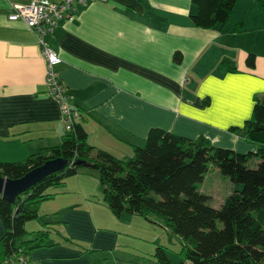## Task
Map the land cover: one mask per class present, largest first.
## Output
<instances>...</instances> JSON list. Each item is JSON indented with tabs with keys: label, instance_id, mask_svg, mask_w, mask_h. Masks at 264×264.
<instances>
[{
	"label": "crops",
	"instance_id": "0c3cea01",
	"mask_svg": "<svg viewBox=\"0 0 264 264\" xmlns=\"http://www.w3.org/2000/svg\"><path fill=\"white\" fill-rule=\"evenodd\" d=\"M34 1L0 0L2 162L25 160L61 145L65 136L61 106L45 84L38 36L24 22L9 19L12 5ZM196 13L191 0L94 2L81 7L75 21H61L44 36L62 60L57 71L69 105L83 115L78 121L90 144L130 159L134 147L144 146L149 131L158 128L192 140L207 138L238 153L256 152L245 140L244 124L252 117L255 94L264 93V8L257 0H237L229 22L212 29L196 27L191 18ZM176 52L181 63L174 60ZM250 54L254 67L246 63ZM225 59L235 72L222 66ZM232 127L240 130L231 132ZM88 176L97 182L94 173L82 170L51 192L56 208H45L48 219L28 230L51 223L66 239L91 249L85 252L53 231L49 243L57 245L34 250L31 263L151 264L141 258L150 254L130 249L120 238L147 221L115 217L96 194H103L102 186L90 191ZM4 233L0 219V240ZM123 247L133 255L122 253Z\"/></svg>",
	"mask_w": 264,
	"mask_h": 264
},
{
	"label": "trees",
	"instance_id": "16d2710c",
	"mask_svg": "<svg viewBox=\"0 0 264 264\" xmlns=\"http://www.w3.org/2000/svg\"><path fill=\"white\" fill-rule=\"evenodd\" d=\"M257 1L264 8V0ZM191 2L197 8L191 16L193 24L212 29L229 22L237 0ZM182 57L180 52L174 54L176 63H181ZM255 60L250 54L246 63L254 67ZM222 66L236 71L229 59ZM253 101L252 117L244 128L245 140L257 147L256 152L238 153L214 146L207 138L192 140L154 128L144 146H135L127 161L90 144L82 121H78L83 117L78 110L80 117L65 132L61 145L43 148L22 161H0V176L11 180L22 178L48 160L67 163L13 203L0 195V219L5 230L0 240V264H12L9 262L19 256L31 262L29 255L34 250L57 245L49 243L53 231L80 246L51 223H44L36 232H30L27 224L39 219L41 205L55 195L49 192L52 187L64 186L82 170L97 172L103 189L101 203L115 217L134 215L178 238L180 264H264V93L255 94ZM255 157L259 159L257 167L249 168ZM210 165L242 186L220 208L209 206V196L200 191ZM28 236L32 238L26 239ZM168 251L165 245L155 244L153 255L141 258L153 264H173Z\"/></svg>",
	"mask_w": 264,
	"mask_h": 264
},
{
	"label": "built area",
	"instance_id": "2783aa9c",
	"mask_svg": "<svg viewBox=\"0 0 264 264\" xmlns=\"http://www.w3.org/2000/svg\"><path fill=\"white\" fill-rule=\"evenodd\" d=\"M108 0H61L50 2L46 0H36L28 5L14 4L11 6L9 19L12 21L20 20L32 30L37 36L42 48V55L46 63L45 84L50 94L61 106L62 123L64 132L73 128L75 120L80 117L77 109L69 105L68 89L62 81L57 67L62 63L59 55L44 43V36L53 33L61 21H75L79 9L89 3H105ZM12 264H32L23 256H19Z\"/></svg>",
	"mask_w": 264,
	"mask_h": 264
},
{
	"label": "rangeland",
	"instance_id": "374dc122",
	"mask_svg": "<svg viewBox=\"0 0 264 264\" xmlns=\"http://www.w3.org/2000/svg\"><path fill=\"white\" fill-rule=\"evenodd\" d=\"M69 94V92H68ZM70 97V96H69ZM63 131H64V126H63ZM65 133V132H64ZM141 147V146H140ZM117 153V152H116ZM122 160H129L128 159H122ZM259 163L258 158H253L249 163L248 167L255 169ZM89 173H94L96 177H98L97 182L94 181V184L92 182V178H89L91 176L85 177L84 179L90 180V186L92 189L90 191H95L96 189L101 185L99 176L97 172L89 170ZM98 186V187H97ZM200 191L209 196V201L208 205L211 206L212 208H220L221 205L223 204L224 200L234 191L240 190L242 188L241 185L233 184L228 177L223 176L215 166L210 165L208 173L205 175V179L202 183H200ZM56 187H52L49 192L55 191ZM98 197H100V200L103 199V194L102 192L99 191V193H96ZM96 197V198H98ZM49 201V200H48ZM55 202H44L41 205L40 212H41V218L40 220L29 222L27 224V228L29 230L34 229L35 230L39 225V221L47 220L48 216L43 212L45 208L47 210H53V208H56V205L54 204ZM94 207H99L96 206L97 204L94 203ZM106 207V206H105ZM48 212V211H47ZM126 215V214H124ZM54 216L51 215V219H53ZM56 220V219H55ZM145 228H132L129 229L127 232H132V234L127 233V236L121 235L120 238L124 239V245H127L130 249L132 250H139L142 254H150V255H145V256H152V254L155 251V244H163L168 248V255L172 261L173 264H180L182 261V258L179 256V251L181 248L180 241L177 243V240L170 241L169 236H167V232L160 228L153 226L152 224L148 222H142ZM124 224V223H123ZM58 227V226H57ZM127 230V229H126ZM137 236V237H136ZM32 237H27L26 239H30ZM55 239V236H52V240ZM173 239H178V238H173ZM20 244V242H19ZM80 244V249L84 250L85 252H88L87 249H91L88 243H81ZM123 243H119V245H122ZM87 250V251H86ZM132 250H128L126 247H123V250L121 251L124 254H132ZM137 255H140L139 253H135ZM133 255V254H132ZM153 264V263H151Z\"/></svg>",
	"mask_w": 264,
	"mask_h": 264
},
{
	"label": "water",
	"instance_id": "95a60500",
	"mask_svg": "<svg viewBox=\"0 0 264 264\" xmlns=\"http://www.w3.org/2000/svg\"><path fill=\"white\" fill-rule=\"evenodd\" d=\"M66 164V161L63 159H52L42 166L31 170L18 180H11L0 176V195L2 198L13 203L19 195L29 191L48 175L63 170Z\"/></svg>",
	"mask_w": 264,
	"mask_h": 264
}]
</instances>
